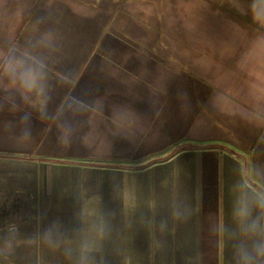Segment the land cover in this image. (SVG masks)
Returning <instances> with one entry per match:
<instances>
[{"label": "crops", "instance_id": "0c3cea01", "mask_svg": "<svg viewBox=\"0 0 264 264\" xmlns=\"http://www.w3.org/2000/svg\"><path fill=\"white\" fill-rule=\"evenodd\" d=\"M261 189L264 0H0V264H264Z\"/></svg>", "mask_w": 264, "mask_h": 264}, {"label": "clouds", "instance_id": "9594fccd", "mask_svg": "<svg viewBox=\"0 0 264 264\" xmlns=\"http://www.w3.org/2000/svg\"><path fill=\"white\" fill-rule=\"evenodd\" d=\"M240 215L246 216L247 215V209H241ZM255 255H256V257H264V243L256 246ZM241 259H242V264H254L253 255H251L247 252L243 253Z\"/></svg>", "mask_w": 264, "mask_h": 264}, {"label": "trees", "instance_id": "16d2710c", "mask_svg": "<svg viewBox=\"0 0 264 264\" xmlns=\"http://www.w3.org/2000/svg\"><path fill=\"white\" fill-rule=\"evenodd\" d=\"M183 146L179 145L176 146V148L172 149L167 155H165L164 157H162L161 159H166L168 158L170 155H172L173 153H175L178 149L182 148ZM234 154L240 155L238 152L231 150ZM20 157H26V156H20ZM160 159V158H158ZM256 187L258 189H260V187L258 185H256ZM262 190V189H261ZM262 192L264 193V191L262 190Z\"/></svg>", "mask_w": 264, "mask_h": 264}]
</instances>
